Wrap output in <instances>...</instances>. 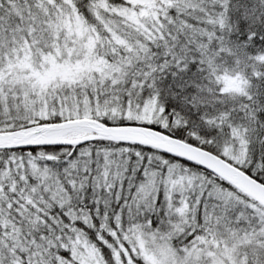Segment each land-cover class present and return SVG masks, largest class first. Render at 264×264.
I'll list each match as a JSON object with an SVG mask.
<instances>
[{
	"label": "snow or ice",
	"instance_id": "snow-or-ice-1",
	"mask_svg": "<svg viewBox=\"0 0 264 264\" xmlns=\"http://www.w3.org/2000/svg\"><path fill=\"white\" fill-rule=\"evenodd\" d=\"M0 264H264V0H0Z\"/></svg>",
	"mask_w": 264,
	"mask_h": 264
}]
</instances>
